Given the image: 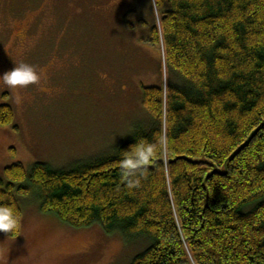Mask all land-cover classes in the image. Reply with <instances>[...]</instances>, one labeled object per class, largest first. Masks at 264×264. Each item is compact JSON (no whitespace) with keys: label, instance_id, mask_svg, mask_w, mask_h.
Wrapping results in <instances>:
<instances>
[{"label":"trees","instance_id":"16d2710c","mask_svg":"<svg viewBox=\"0 0 264 264\" xmlns=\"http://www.w3.org/2000/svg\"><path fill=\"white\" fill-rule=\"evenodd\" d=\"M155 4L151 42L162 41L171 77L143 87L148 119L66 167L7 166L0 203L20 214L10 235L20 233V197L36 194L68 225L146 241L129 264H264V0ZM13 121L1 104L0 126ZM141 142L155 154L126 175L123 159Z\"/></svg>","mask_w":264,"mask_h":264},{"label":"rangeland","instance_id":"374dc122","mask_svg":"<svg viewBox=\"0 0 264 264\" xmlns=\"http://www.w3.org/2000/svg\"><path fill=\"white\" fill-rule=\"evenodd\" d=\"M159 23L155 0H0V75L27 62L46 77L23 89L0 83V105L14 110L0 126V178L16 162L63 168L101 155L145 122L143 87L171 77L162 41L151 42ZM20 201V233L0 232V264H129L147 245L68 225L36 194Z\"/></svg>","mask_w":264,"mask_h":264},{"label":"clouds","instance_id":"9594fccd","mask_svg":"<svg viewBox=\"0 0 264 264\" xmlns=\"http://www.w3.org/2000/svg\"><path fill=\"white\" fill-rule=\"evenodd\" d=\"M42 69L27 63H15V66L0 75V83L9 90L27 88L29 85H39L45 79ZM23 98L19 95L15 97L17 104L22 103ZM129 155L124 157L122 168L126 175H132L137 170L146 168L155 154V147L149 143H135L128 151ZM20 228V214L11 205L0 203V232L13 234Z\"/></svg>","mask_w":264,"mask_h":264}]
</instances>
